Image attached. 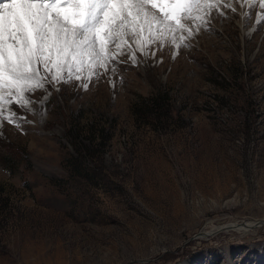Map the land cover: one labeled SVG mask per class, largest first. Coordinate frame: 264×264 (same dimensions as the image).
Returning a JSON list of instances; mask_svg holds the SVG:
<instances>
[{
	"label": "rangeland",
	"instance_id": "374dc122",
	"mask_svg": "<svg viewBox=\"0 0 264 264\" xmlns=\"http://www.w3.org/2000/svg\"><path fill=\"white\" fill-rule=\"evenodd\" d=\"M253 5L205 0L178 30L126 38L98 77L47 83L26 123L4 94L0 264H264V225L232 228L264 222V2ZM161 89L170 115L136 112Z\"/></svg>",
	"mask_w": 264,
	"mask_h": 264
},
{
	"label": "snow or ice",
	"instance_id": "6c2138e0",
	"mask_svg": "<svg viewBox=\"0 0 264 264\" xmlns=\"http://www.w3.org/2000/svg\"><path fill=\"white\" fill-rule=\"evenodd\" d=\"M203 2L0 0V93L10 101L13 95H30L46 82L67 85L81 79L85 68L98 77V69L120 62L116 56L125 54L121 44L126 38L139 42L146 35L144 43L153 42L162 30L172 32L185 18L195 20L193 9Z\"/></svg>",
	"mask_w": 264,
	"mask_h": 264
},
{
	"label": "bare ground",
	"instance_id": "6f19581e",
	"mask_svg": "<svg viewBox=\"0 0 264 264\" xmlns=\"http://www.w3.org/2000/svg\"><path fill=\"white\" fill-rule=\"evenodd\" d=\"M236 1V0H235ZM243 3V2H242ZM247 5L249 4V5H251V7L252 6H254L253 4H251V3H246ZM250 7V8H251ZM263 8V9H262ZM262 10L264 11V6H262ZM250 13V11L247 13V14H249ZM245 17H247V15H245ZM244 17V18H245ZM264 19V12L261 14V16H260V20L262 21ZM244 21H246V19L244 20ZM122 68H124V67H122ZM47 84V82L44 84V86ZM50 84V83H49ZM37 87L36 88V90L33 92V93H31L30 95L29 94H24V93H22V94H20V95H17L18 96V98L19 99H21V101H20V103H18V102H16V104L18 103V105H16L15 107H16V112H15V114L17 115L16 116V118L17 119H19L20 120V122L22 121V120H25L24 121V123H26L27 122V120L28 119H30L29 117L31 116L30 114V112L29 111H26V109L28 108V102H26V101H28L29 99H31V100H37L38 98V96L41 94V93H43V88H45V87ZM4 94H6V93H0V95H3V97H4V99H3V101H5V102H8L7 100H6V98H5V95ZM2 102V101H1ZM15 104V102H12L11 103V105H14ZM1 105V104H0ZM24 112V113H23ZM14 113V112H13ZM21 114H25V116H26V118L25 117H23L22 118V116H21ZM1 118V117H0ZM14 119V118H13ZM26 128V127H25ZM261 225H264V222H261V223H253V222H245V223H243V224H239L238 226H233L232 228H236V229H238L239 231L240 230H250L252 227H258V226H261ZM216 229H218V230H223L224 228L223 227H219V228H216ZM213 232V231H212ZM208 233H209V231H208ZM208 233H204V234H208Z\"/></svg>",
	"mask_w": 264,
	"mask_h": 264
},
{
	"label": "trees",
	"instance_id": "16d2710c",
	"mask_svg": "<svg viewBox=\"0 0 264 264\" xmlns=\"http://www.w3.org/2000/svg\"><path fill=\"white\" fill-rule=\"evenodd\" d=\"M142 101L143 102L140 106H133L135 107L136 112H139L141 110L142 113L144 112L152 117H158L160 115L163 116V114L170 115L172 112V109L169 104L168 92L165 89H161L147 97H144ZM92 140L93 138H88L89 142H91ZM76 157L77 155H75L73 158ZM1 193L2 192L0 191V195Z\"/></svg>",
	"mask_w": 264,
	"mask_h": 264
}]
</instances>
